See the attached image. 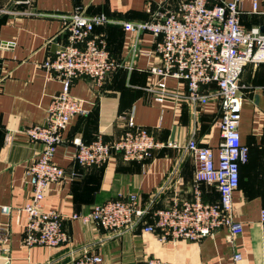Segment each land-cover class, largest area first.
<instances>
[{
    "label": "crops",
    "instance_id": "1",
    "mask_svg": "<svg viewBox=\"0 0 264 264\" xmlns=\"http://www.w3.org/2000/svg\"><path fill=\"white\" fill-rule=\"evenodd\" d=\"M183 1L0 0V240L7 234L9 247L5 254L0 243V264H71L73 260L69 246L26 248L27 218L18 210L32 199L27 169L42 152V145L32 142L25 130L45 124L53 98L63 89L57 75L43 65L66 43L65 22L79 7L88 15L105 14L113 22L97 28L95 35L105 37L112 56L123 65L133 64V70L120 69L102 85L91 78L74 81L71 95L84 102L87 113L74 117L64 133L65 143L57 149L54 161L67 174L63 181L50 185L45 209L71 217L89 214L96 205L131 194L138 195L145 207L154 197L152 211L192 199L194 166L190 154L182 149L156 150L145 162H126L114 154L102 167L84 168L74 160L72 143L81 138L89 144L99 136L105 142L116 141L133 122L161 142L184 145L194 136L217 156L216 100L211 99L194 120L180 97H175L184 94L183 83L151 73L159 64L155 37L143 34L140 53L133 59L137 36L123 27L127 22L150 21L160 11H175ZM239 10L242 27L259 33L264 26V0L258 1L257 12L250 0L242 1ZM241 83L245 88L239 133L249 149V160L240 166V184L233 194V216L242 226L241 234L231 237L224 228L198 242H165L157 234L145 233L142 225L116 235L95 224L67 220L64 228L76 251L86 246L102 256L105 264H145L150 258L169 264H264V224L260 222L264 208V64L247 65ZM163 94L164 101L158 102ZM250 106L253 116L248 113ZM198 189L204 202L218 201L215 186L201 183ZM5 206L12 208L10 215L3 214ZM152 221L145 218L146 223ZM235 254L241 255L240 261H234Z\"/></svg>",
    "mask_w": 264,
    "mask_h": 264
},
{
    "label": "built area",
    "instance_id": "2",
    "mask_svg": "<svg viewBox=\"0 0 264 264\" xmlns=\"http://www.w3.org/2000/svg\"><path fill=\"white\" fill-rule=\"evenodd\" d=\"M242 1L186 0L175 11H160L150 21L123 24L127 32L137 36L132 46L133 59L140 53V37L146 33L155 37L159 64L151 69V73L162 80L174 78L183 83L184 94L175 97H180L194 120L211 99L216 100L220 137L216 157L211 148L199 145L194 136L184 145L176 141L161 142L150 130L133 122H129L124 135L113 142H105L101 136L89 144L81 138L72 142L76 148L74 160L84 168L102 167L114 154H120L126 162H145L154 151L164 148L182 149L190 154L194 166L192 199L155 211L151 210L154 197L145 207L136 194L96 205L86 215L66 217L45 209L44 200L50 185L63 181L67 174L54 161L57 149L65 143L64 133L72 119L87 113L84 102L71 95L74 81L91 78L102 85L109 75L120 69L133 70V64L123 65L112 56L105 37L95 35L97 28L113 23L105 14L88 15L79 7L67 18L66 43L59 48L55 58L43 65L57 75L63 86L62 92L53 98L45 124L25 130L32 142L42 145L39 158L27 169L32 199L18 210L27 218L23 238L26 248L69 246L73 257L71 264H105L102 256L91 253L86 246L75 250L72 238L64 228L67 220L95 224L116 235L142 225L145 233L157 234L165 242H198L224 228L231 237L241 234L242 226L233 216V194L239 188L240 166L249 159V149L241 142L239 133L245 88L241 78L247 65L264 64V35L242 27L239 10ZM250 1L253 12H257L259 0ZM164 99L165 94L157 101ZM261 120L264 130V112ZM262 149L264 152V139ZM201 183L215 186L219 196L217 202L202 200L198 189ZM1 210L5 215L13 212L7 206ZM147 216L152 223L145 222ZM260 222L264 224V208L260 211ZM0 243L7 254V234ZM233 258L238 262L241 255L235 254ZM145 264L169 263L150 258Z\"/></svg>",
    "mask_w": 264,
    "mask_h": 264
},
{
    "label": "water",
    "instance_id": "3",
    "mask_svg": "<svg viewBox=\"0 0 264 264\" xmlns=\"http://www.w3.org/2000/svg\"><path fill=\"white\" fill-rule=\"evenodd\" d=\"M259 34L264 35V26L260 28ZM1 64H2V61L0 60V67H1Z\"/></svg>",
    "mask_w": 264,
    "mask_h": 264
},
{
    "label": "rangeland",
    "instance_id": "4",
    "mask_svg": "<svg viewBox=\"0 0 264 264\" xmlns=\"http://www.w3.org/2000/svg\"><path fill=\"white\" fill-rule=\"evenodd\" d=\"M248 113L251 115V116H253V112H252V109H251V106L250 107H248ZM257 114V116H258V113H256Z\"/></svg>",
    "mask_w": 264,
    "mask_h": 264
},
{
    "label": "trees",
    "instance_id": "5",
    "mask_svg": "<svg viewBox=\"0 0 264 264\" xmlns=\"http://www.w3.org/2000/svg\"><path fill=\"white\" fill-rule=\"evenodd\" d=\"M262 152H263V149H262ZM263 154H264V152H263ZM249 160V159H248ZM239 184H240V175H239Z\"/></svg>",
    "mask_w": 264,
    "mask_h": 264
}]
</instances>
